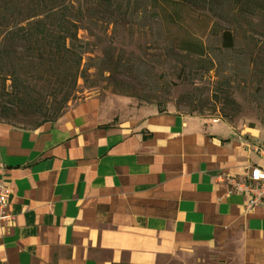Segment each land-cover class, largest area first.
I'll return each instance as SVG.
<instances>
[{
    "label": "crops",
    "instance_id": "obj_1",
    "mask_svg": "<svg viewBox=\"0 0 264 264\" xmlns=\"http://www.w3.org/2000/svg\"><path fill=\"white\" fill-rule=\"evenodd\" d=\"M127 111L94 97L39 130L0 123V264H264V204L230 182L264 166L261 132Z\"/></svg>",
    "mask_w": 264,
    "mask_h": 264
},
{
    "label": "rangeland",
    "instance_id": "obj_2",
    "mask_svg": "<svg viewBox=\"0 0 264 264\" xmlns=\"http://www.w3.org/2000/svg\"><path fill=\"white\" fill-rule=\"evenodd\" d=\"M99 1L102 0H67L76 9L82 7L84 16H88L81 24L79 38L98 44L85 57L84 64L95 65L96 58H103L107 49H113L116 57L122 55L126 61L140 64L148 76H122L116 78L117 82H107L93 68L86 82L79 81V93L69 108L94 97L102 99L111 112L155 106L159 111L221 119L239 130H259L264 138V16H236L231 5L222 2L195 6L172 0H116L128 9L139 1L135 10L124 9L121 13L148 12V19L114 26L96 17L103 15L96 8ZM151 1L157 3L156 10L151 8ZM90 8L96 10L86 11ZM176 9L181 11L174 30L149 17L151 11L173 13ZM223 30L236 36L233 52L221 50ZM187 34L207 45L206 58L215 65L212 71L198 58L189 60L179 54L175 47ZM122 89H127L130 96L121 95ZM117 122L118 119L113 121ZM31 125V120H27L20 126Z\"/></svg>",
    "mask_w": 264,
    "mask_h": 264
},
{
    "label": "trees",
    "instance_id": "obj_3",
    "mask_svg": "<svg viewBox=\"0 0 264 264\" xmlns=\"http://www.w3.org/2000/svg\"><path fill=\"white\" fill-rule=\"evenodd\" d=\"M139 1L134 5L138 7ZM172 1L195 6L222 2L231 5L236 16H264V2L259 0ZM156 4L151 1L153 10ZM134 5L133 8L129 5V9H134ZM96 8L103 14L96 15L102 17L99 21L109 25L126 26L131 21L148 19V12L121 13L129 9L116 0L99 1ZM93 10L96 9L86 11ZM180 11H151L149 17L174 30L179 25L176 18L179 19ZM87 19L82 7L76 9L71 3L67 4V0H0V123L35 131L58 122L76 99L79 81L86 82L93 68H97L99 76L107 82H117L116 78L122 76H148L140 64L126 61L122 55L116 57L113 49H107L103 58H96L95 65L84 64L85 57L98 46L79 38L81 24ZM220 37L221 50L233 52L236 36L230 30H223ZM175 48L186 59L198 58L210 65L208 71L214 69L213 60L206 58L208 47L198 37L187 34ZM120 93L130 96L127 89ZM27 120H31L30 127L20 126Z\"/></svg>",
    "mask_w": 264,
    "mask_h": 264
},
{
    "label": "built area",
    "instance_id": "obj_4",
    "mask_svg": "<svg viewBox=\"0 0 264 264\" xmlns=\"http://www.w3.org/2000/svg\"><path fill=\"white\" fill-rule=\"evenodd\" d=\"M232 192L247 197V211L263 206L264 204V166H255L249 169L247 174L239 180H230ZM12 189L5 183L0 182V227L13 222L14 215L11 214L10 196Z\"/></svg>",
    "mask_w": 264,
    "mask_h": 264
}]
</instances>
